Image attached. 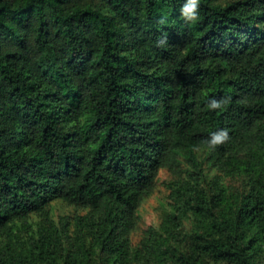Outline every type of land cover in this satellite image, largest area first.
I'll list each match as a JSON object with an SVG mask.
<instances>
[{"label":"trees","instance_id":"16d2710c","mask_svg":"<svg viewBox=\"0 0 264 264\" xmlns=\"http://www.w3.org/2000/svg\"><path fill=\"white\" fill-rule=\"evenodd\" d=\"M179 7L0 0V264H264V0Z\"/></svg>","mask_w":264,"mask_h":264},{"label":"rangeland","instance_id":"374dc122","mask_svg":"<svg viewBox=\"0 0 264 264\" xmlns=\"http://www.w3.org/2000/svg\"><path fill=\"white\" fill-rule=\"evenodd\" d=\"M218 173L217 169L212 168V174ZM171 174L167 169H161L158 177V183L156 191L148 197L140 207V213L142 215L141 228L134 234V241L137 242L142 236L143 230L149 226H159L161 217L166 208H168V182L171 179ZM228 183L238 184V180H231L226 178ZM54 215L68 214L78 211L84 213L85 210H77L74 206H68L62 202L54 203Z\"/></svg>","mask_w":264,"mask_h":264},{"label":"clouds","instance_id":"9594fccd","mask_svg":"<svg viewBox=\"0 0 264 264\" xmlns=\"http://www.w3.org/2000/svg\"><path fill=\"white\" fill-rule=\"evenodd\" d=\"M200 0H180L179 12L181 16L188 22L195 21L199 15ZM168 37L163 36L159 38L156 43L161 47L165 46ZM227 98L211 97L207 101V108L209 110H222L227 104ZM229 139V130L227 128H217L209 133L205 139V144L209 149H214L216 146L226 142Z\"/></svg>","mask_w":264,"mask_h":264}]
</instances>
